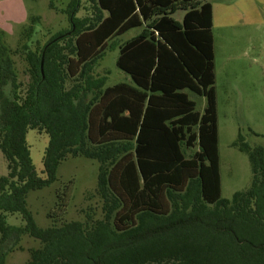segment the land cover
Wrapping results in <instances>:
<instances>
[{
  "label": "trees",
  "instance_id": "16d2710c",
  "mask_svg": "<svg viewBox=\"0 0 264 264\" xmlns=\"http://www.w3.org/2000/svg\"><path fill=\"white\" fill-rule=\"evenodd\" d=\"M90 1L104 17L76 18L77 0H70L69 29L35 50L30 31L15 52L0 39V150L7 168L0 178V264L23 236L40 243L24 264H264V145H249L241 132L237 147L248 156L251 184L220 198L210 3ZM179 10L180 22L171 16ZM142 27L115 62L133 85L88 79L86 67L109 41ZM16 53L27 65V82L18 79ZM190 95L205 99L202 112ZM29 130L48 137L45 178L32 163ZM77 155L102 160L95 189L102 216L58 221L71 181L55 193L51 225L38 227L27 194L55 183L59 165ZM13 214L21 225L6 223Z\"/></svg>",
  "mask_w": 264,
  "mask_h": 264
},
{
  "label": "rangeland",
  "instance_id": "374dc122",
  "mask_svg": "<svg viewBox=\"0 0 264 264\" xmlns=\"http://www.w3.org/2000/svg\"><path fill=\"white\" fill-rule=\"evenodd\" d=\"M210 2L215 8L213 62L220 198L229 200L234 193L248 189L252 179L248 156L237 147L239 132L249 145H264V0ZM69 3L70 0H0V10L9 12L11 9L15 19L18 18V21L9 22L6 28H0L1 41L10 52H15L26 42L30 31L28 44L31 50H35L49 38L69 29L66 14ZM77 6L76 18L81 20L105 16L90 0H77ZM182 14L183 11H177L172 17L180 22ZM144 29H131L109 41L103 55L86 67L88 79L101 81L103 87L117 83L133 85L130 77L120 71L115 62L120 46L140 35ZM12 60L18 79L27 82L29 73L22 54L16 53ZM69 86L70 83H67ZM190 98L201 112L205 107V99L193 95ZM249 130L258 136L249 135ZM26 141L37 175L45 178L42 158L48 143L47 135L29 130ZM115 148L119 149L118 146ZM110 159H104L105 164ZM100 163L102 160L99 162L79 155L68 157L59 165L55 183L27 194V207L38 227L47 228L51 225L47 213L54 208L55 193L62 192L71 181V200L58 221H82L87 213L96 219L102 216V202L95 193ZM6 175V161L0 150V178ZM5 221L8 225L22 224L18 214L6 215ZM39 246L37 240L23 236L17 247L5 256L3 264H24L29 259L28 250Z\"/></svg>",
  "mask_w": 264,
  "mask_h": 264
},
{
  "label": "crops",
  "instance_id": "0c3cea01",
  "mask_svg": "<svg viewBox=\"0 0 264 264\" xmlns=\"http://www.w3.org/2000/svg\"><path fill=\"white\" fill-rule=\"evenodd\" d=\"M208 2L210 3L211 5V8H212V36H213V28H214V17H215V8L213 6V4L210 2V0H204L203 2ZM202 2V1H201ZM6 4V3H4ZM18 4L21 5L22 7V4L21 2H19ZM10 6V5H9ZM12 7V6H11ZM179 11H183V10H179ZM177 12V11H176ZM185 11H183V14H184ZM183 14H182V17H183ZM173 15V14H172ZM171 15V16H172ZM182 19V18H181ZM14 21H18V18L15 19V16L12 15V11L11 9H9V12L6 11V10H0V28H6L8 25L9 22H14ZM10 27V26H9ZM10 28H8L9 30ZM5 30V29H4ZM6 31V30H5ZM213 43H214V38H213ZM191 99V98H190ZM193 100V99H192ZM197 109V108H196ZM198 111V110H197ZM203 111V110H202ZM201 111V112H202ZM200 112V111H199Z\"/></svg>",
  "mask_w": 264,
  "mask_h": 264
},
{
  "label": "water",
  "instance_id": "95a60500",
  "mask_svg": "<svg viewBox=\"0 0 264 264\" xmlns=\"http://www.w3.org/2000/svg\"><path fill=\"white\" fill-rule=\"evenodd\" d=\"M40 67H41V70H42V62H41V66Z\"/></svg>",
  "mask_w": 264,
  "mask_h": 264
}]
</instances>
